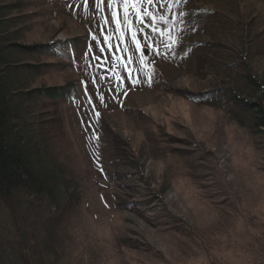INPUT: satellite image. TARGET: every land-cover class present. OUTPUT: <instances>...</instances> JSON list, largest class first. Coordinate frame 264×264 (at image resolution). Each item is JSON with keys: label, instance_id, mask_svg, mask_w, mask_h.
I'll use <instances>...</instances> for the list:
<instances>
[{"label": "rangeland", "instance_id": "rangeland-1", "mask_svg": "<svg viewBox=\"0 0 264 264\" xmlns=\"http://www.w3.org/2000/svg\"><path fill=\"white\" fill-rule=\"evenodd\" d=\"M23 1L25 11L22 14L27 17V22L17 43L39 44L55 50L50 59H39L52 67L46 75L35 80V88H65L70 92L66 99L47 103L44 107L45 112L55 116L53 121L57 128L54 131L58 132V139L51 145L58 153V165L64 168L62 190L67 193L65 198L72 196L67 199L71 207L66 209L60 227L56 229L62 245L56 247L55 241L52 242L58 253L56 256L60 258L59 264H85L86 256L89 264H191L192 260L193 264H220L219 259L213 258V253L226 264H264V230L254 228L253 233L246 226L248 217L254 224H259L262 219L255 220L256 213L246 216L241 210L242 206L252 209L260 205L264 194L255 195L254 200H242L239 189L240 180H247L254 167L260 166V173L264 175V133L253 136L252 140L247 134L244 138L239 129L224 123L215 111L192 106L175 94L150 87L140 68L148 63L156 69L173 70L168 76L171 88L196 90L201 86L196 78L175 74V63H168L163 57L153 58L151 53L147 55V63L130 64L127 66L129 71L118 69L111 74L113 80L105 81L101 86L103 103L89 85L90 105L81 81L102 73L86 67L85 53L90 45L95 47L93 35L102 39L101 29L111 31L103 23L107 11L98 13L94 0L87 5L84 0ZM248 9L261 15L259 21L263 28L264 0L248 1ZM242 13L247 15V9ZM69 40L74 41V51L67 49ZM113 43H116L115 37ZM250 48L252 50H248L249 55L243 62L254 78L264 81V70L260 75L264 69V36L255 39ZM126 55L139 60L134 50ZM88 63L95 64L91 60ZM129 72L131 81L125 80L123 85H118L116 77L129 75ZM246 99L264 110V89L259 95ZM93 108L99 113L98 117ZM82 119L93 127L82 126ZM152 126H157L160 131L155 139H152ZM171 140L176 144L162 142ZM253 144L261 149L259 157ZM175 146L189 153L192 165L197 168L189 181L179 177L166 187L162 173L164 160L155 155H163V148ZM123 153L131 156L133 162L135 158L140 167H126L124 159L127 157ZM155 158L159 159L158 163ZM100 173L104 178L99 176ZM192 198L196 203L212 199L214 216L202 215L193 219L194 211L197 217L204 209L197 211L189 203ZM128 201H138L145 216L153 214L159 219L150 225L152 221L148 218L150 223H146L124 209L123 203ZM141 202H149L147 210L144 211ZM258 208L261 209V205ZM218 209L222 215L234 218V222L230 218L227 226L220 224ZM237 210L239 215L234 214ZM168 217L178 224V231H172L174 226ZM214 219L217 224H212ZM216 232L223 240L220 251L210 247L207 251L208 242L217 238ZM120 236H126L128 248L121 246L118 252L116 238ZM256 244L260 246L255 248ZM52 259L50 257V264H53Z\"/></svg>", "mask_w": 264, "mask_h": 264}, {"label": "trees", "instance_id": "trees-1", "mask_svg": "<svg viewBox=\"0 0 264 264\" xmlns=\"http://www.w3.org/2000/svg\"><path fill=\"white\" fill-rule=\"evenodd\" d=\"M248 1L251 0H189L178 9L185 13L183 23L175 25L170 49L164 51L161 48V51L168 63L176 64L175 74L178 72L184 77L196 78L201 83L199 89L179 90L169 87L168 76L173 70L156 69L149 63L140 68L144 81L153 89L175 94L192 106L215 111L220 120L239 129V134L244 138L247 134L252 140L253 136L264 133V110L246 98L259 95L264 89V81L254 78L243 61L249 55L248 50H252L250 46L253 41L264 36V27L261 28L259 21L261 15L248 9ZM243 9H247V15L242 13ZM23 11V0H0V264H50V257L53 258V264H59L60 258L56 256L58 253L53 249L52 242L55 241L56 247L62 245L56 229L60 227L66 209L71 207L67 199L72 196L65 198L67 193L62 190L65 186L64 168L58 165V153L51 145V142L58 139V132L54 131L57 128L53 121L55 116L45 112L44 107L47 103L66 99L70 92L65 88H35V80L46 75L52 67L39 59H50L55 50L39 44L17 43L21 40L27 22ZM177 36L180 38L179 44L175 43ZM73 43L72 40L66 42L67 49L74 51ZM152 130V139H155L160 131L157 126H152ZM162 142L176 144L172 140ZM253 145L259 157L261 149ZM179 149L163 148V155H155L164 160L162 173L166 187L171 186L179 177L189 181L195 174L197 167L192 165L190 154ZM123 155L127 157L124 159L126 167H140L135 158L133 162L127 153ZM158 160L155 158L157 163ZM259 167L251 170L247 180H240L242 200H254L255 195L264 194V175ZM99 176L103 177V174ZM211 201L204 199L196 203V199L192 198L189 203L197 211L204 209L197 217L193 210L195 216L192 218L198 219L202 215L212 218L214 209ZM148 203L141 202L144 211L148 209ZM123 204L124 209L146 223H150L148 218H151L150 225L159 219L153 214L145 216L138 201ZM260 205L261 209L258 208ZM260 205L252 209L241 207L244 215L256 213L255 220L262 219L259 224H254V220L248 217L249 223L246 226L251 231L254 228L264 230V198ZM217 212L220 224L227 226L230 218L234 222V218L222 215L220 209ZM234 214L239 215L238 210ZM167 219L174 226L172 231H178L175 220L171 217ZM212 222L218 223L215 219ZM216 236L215 240L210 241L211 245L208 242L207 251L209 247L220 251L223 240L217 232ZM127 243L126 236L116 238L118 252L121 246L128 248ZM258 246L254 245L255 248ZM218 254L220 256V252ZM213 256L219 259L220 264H226L220 257H215L214 253ZM83 260L85 264L90 262L88 256Z\"/></svg>", "mask_w": 264, "mask_h": 264}, {"label": "snow or ice", "instance_id": "snow-or-ice-1", "mask_svg": "<svg viewBox=\"0 0 264 264\" xmlns=\"http://www.w3.org/2000/svg\"><path fill=\"white\" fill-rule=\"evenodd\" d=\"M92 0H84V3L90 4ZM189 0H94L95 8L98 13H108L103 23L105 28L111 31L105 32L101 29L100 36L93 35L92 40L96 42L95 47L89 46L85 53V64L87 68H95L102 74L95 75L88 81H81L85 85V96L88 97V103L92 104V98L88 92V86L91 85L97 92V99L103 103L104 94L101 86L105 81H112V73L118 69L129 71L128 65L134 63H147V51L152 57H163V52L168 51L173 43V31L175 25L183 23L185 13L180 9L187 4ZM165 36L168 37L165 40ZM113 37L116 43H113ZM175 43H180V38H175ZM133 50L139 54V60L135 56L126 55ZM120 55L116 56L115 53ZM108 53V55H105ZM75 62V58L73 57ZM94 61L95 64H89L88 61ZM152 62H155L153 59ZM107 65V66H106ZM92 75V73H89ZM131 74L120 75L116 77V83L123 85L125 80L131 81ZM125 95L127 93H124ZM93 112L98 117L99 113L93 108ZM87 115V113H85ZM82 126L92 128L93 124L86 120H81ZM94 135V134H93Z\"/></svg>", "mask_w": 264, "mask_h": 264}, {"label": "water", "instance_id": "water-1", "mask_svg": "<svg viewBox=\"0 0 264 264\" xmlns=\"http://www.w3.org/2000/svg\"><path fill=\"white\" fill-rule=\"evenodd\" d=\"M147 53H148V52L146 51L145 54L147 55Z\"/></svg>", "mask_w": 264, "mask_h": 264}]
</instances>
